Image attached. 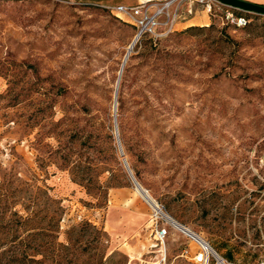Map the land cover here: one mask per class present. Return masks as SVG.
<instances>
[{
    "label": "rangeland",
    "instance_id": "obj_1",
    "mask_svg": "<svg viewBox=\"0 0 264 264\" xmlns=\"http://www.w3.org/2000/svg\"><path fill=\"white\" fill-rule=\"evenodd\" d=\"M135 1L0 0V264H154L156 220L167 264H194L115 124L165 214L264 264V14L199 12L128 52L104 5Z\"/></svg>",
    "mask_w": 264,
    "mask_h": 264
},
{
    "label": "built area",
    "instance_id": "obj_2",
    "mask_svg": "<svg viewBox=\"0 0 264 264\" xmlns=\"http://www.w3.org/2000/svg\"><path fill=\"white\" fill-rule=\"evenodd\" d=\"M225 6V17L236 26H244L248 19L244 15H235L234 7L223 4L217 0H136L132 4L104 5L117 15L126 16L135 27V38L140 39L145 35L161 36L173 29L178 19L186 21L199 12H205L208 17ZM168 228L156 220L152 227V246L157 247L158 256L154 264H167L166 250L164 247ZM197 243V248L191 253H186L194 264H229L207 242L198 243L191 234H186Z\"/></svg>",
    "mask_w": 264,
    "mask_h": 264
},
{
    "label": "water",
    "instance_id": "obj_3",
    "mask_svg": "<svg viewBox=\"0 0 264 264\" xmlns=\"http://www.w3.org/2000/svg\"><path fill=\"white\" fill-rule=\"evenodd\" d=\"M223 4H226V5H229V6H232L234 8H238V9H241V10H245V11H249V12H255V13H258V14H264V5H259V4H256V3H252V2H249V1H245V0H217ZM136 41V38L134 39V41L132 42V44ZM115 133H116V139H117V144H118V149H119V152H120V155L122 156V161H123V164L130 176V178L132 179L134 185H135V188L136 190L143 196L146 195V191L140 186V184L137 182L132 170L130 169L125 157L123 156L124 153H123V150H122V146H121V143H120V140L118 138V133H117V127H116V124H115Z\"/></svg>",
    "mask_w": 264,
    "mask_h": 264
},
{
    "label": "bare ground",
    "instance_id": "obj_4",
    "mask_svg": "<svg viewBox=\"0 0 264 264\" xmlns=\"http://www.w3.org/2000/svg\"><path fill=\"white\" fill-rule=\"evenodd\" d=\"M135 39V38H134ZM134 39H133V41H134ZM132 41V42H133ZM132 42L130 43V45H129V47H128V49H127V51L129 52L131 49H132V47H133V45H134V43L132 44ZM127 52V53H128ZM129 55V54H128ZM126 58V57H125ZM124 58V59H125ZM125 62V61H124ZM121 67H122V65H121ZM147 202H148V204L154 209V210H156V213H160L161 215H163L164 217H166L169 221H171L172 223H174L176 226H178V227H180L181 229H183L185 232H187V233H189V234H191V236L193 237V238H195L197 241H199L201 244H205V243H207L205 240H203L201 237H199L197 234H195V233H193V232H191L190 230H188L186 227H184L182 224H180V223H178L177 221H175L173 218H171L170 216H168L167 214H165L161 209H160V207L158 206V204L156 203V201L147 193V191H146V195L145 196H143V195H141Z\"/></svg>",
    "mask_w": 264,
    "mask_h": 264
},
{
    "label": "crops",
    "instance_id": "obj_5",
    "mask_svg": "<svg viewBox=\"0 0 264 264\" xmlns=\"http://www.w3.org/2000/svg\"><path fill=\"white\" fill-rule=\"evenodd\" d=\"M245 1H249L252 3L259 4V5H264V0H245ZM205 20H206L205 15L197 13L194 16L187 19L186 21L182 22V24H193V23H198V22H204Z\"/></svg>",
    "mask_w": 264,
    "mask_h": 264
},
{
    "label": "trees",
    "instance_id": "obj_6",
    "mask_svg": "<svg viewBox=\"0 0 264 264\" xmlns=\"http://www.w3.org/2000/svg\"><path fill=\"white\" fill-rule=\"evenodd\" d=\"M227 258H228L229 260H231V259H232V256H231L230 254H228V255H227Z\"/></svg>",
    "mask_w": 264,
    "mask_h": 264
}]
</instances>
